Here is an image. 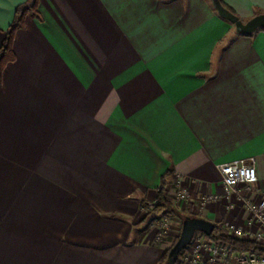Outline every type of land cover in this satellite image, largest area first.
Segmentation results:
<instances>
[{
  "label": "crops",
  "instance_id": "crops-1",
  "mask_svg": "<svg viewBox=\"0 0 264 264\" xmlns=\"http://www.w3.org/2000/svg\"><path fill=\"white\" fill-rule=\"evenodd\" d=\"M26 1L0 0V48ZM223 3L245 21L264 14V0ZM38 11L0 78V210L53 219L0 227V264H158L175 234L160 237L141 201H156L169 171L170 185L220 192V165L255 157L259 183L238 190L264 197V28L239 34L211 0H40ZM232 201L202 217L248 226Z\"/></svg>",
  "mask_w": 264,
  "mask_h": 264
},
{
  "label": "built area",
  "instance_id": "built-area-1",
  "mask_svg": "<svg viewBox=\"0 0 264 264\" xmlns=\"http://www.w3.org/2000/svg\"><path fill=\"white\" fill-rule=\"evenodd\" d=\"M222 173V193L209 197H200L198 199L199 207L205 206V203L221 198L227 199V208L235 207L232 198L236 196L242 203L245 210L250 215L249 224L237 225L234 222L229 223V232L238 239L252 240L264 245V197L258 202L252 198L245 196L240 192V185H246L251 188L260 181L257 161L255 157L235 159L220 165ZM177 183H180L181 190L178 192L180 201L189 200L191 198L190 188L184 183L181 176L177 177ZM169 220L163 218L159 236L162 237L168 230ZM184 250L183 264H264V251H241L235 252L232 248L224 243L217 242L203 233H197Z\"/></svg>",
  "mask_w": 264,
  "mask_h": 264
},
{
  "label": "trees",
  "instance_id": "trees-1",
  "mask_svg": "<svg viewBox=\"0 0 264 264\" xmlns=\"http://www.w3.org/2000/svg\"><path fill=\"white\" fill-rule=\"evenodd\" d=\"M39 1L40 0H27L26 2L18 5L16 11H14L15 12L14 19L9 25L8 29L6 30V36H4L5 39L0 48V78H2L7 64L11 61H15L16 55L13 49V45L15 40L14 36H16L17 31L25 27L26 18L28 16L40 17V13L38 11ZM221 1H222L221 3H223V0ZM223 4L231 11L236 13L227 4L225 3ZM169 178H170V171L162 177V180H160L161 181L160 185L156 188L157 198L155 202H150L147 199H142L141 207H144L145 209L148 210L147 216L152 215L154 217L153 222H157L160 219V216H164L165 214L175 215L176 217L180 218L181 221L188 216L189 217L197 216L194 215V212L191 207L183 211L177 208L176 206H174L173 202L168 196L169 185H170V181H168ZM225 228L226 227L224 226L223 223L216 222V228H214L215 229L214 232L212 233V235L208 237H210V239H213L217 242L224 243L225 245L232 248L235 252L264 251V245H261L260 243H257L256 241H252V240H243V239L235 238ZM178 237L174 239L173 245L178 240ZM172 246L166 247L164 249L158 264H168V259H169L168 255ZM182 253L179 255L176 264L180 263Z\"/></svg>",
  "mask_w": 264,
  "mask_h": 264
},
{
  "label": "rangeland",
  "instance_id": "rangeland-1",
  "mask_svg": "<svg viewBox=\"0 0 264 264\" xmlns=\"http://www.w3.org/2000/svg\"><path fill=\"white\" fill-rule=\"evenodd\" d=\"M179 177V176H178ZM176 179V178H175ZM181 184L180 183H177V182H174L173 184L169 185V191H168V196L169 198L171 199V201L173 202L174 206H176L177 208H179L180 210H185V209H188L189 207L192 208L193 212H194V215H197V216H200L202 217L206 210L208 211V208L210 207V205H212V203H216L218 201H214V200H210L208 202L205 203V206H201L199 207L198 205H196L198 203V199L200 197H209V196H213V195H216V194H221L222 193V190L220 192H216V191H204V190H198L199 189V185H189V190H190V195H191V198L189 200H185V201H180L178 199V192L182 189L181 188ZM17 194L19 192H16ZM16 194V195H17ZM224 198H221L220 200L222 201ZM15 200V199H14ZM15 203H19V201H13ZM22 203V201H20ZM226 202L228 203V200L226 199ZM227 203H226V207H227ZM12 207V208H11ZM10 208V214L9 215H3V210L4 209H1L0 210V227H51V223H52V219L53 217H47L45 216V226L42 225L43 221H38L37 220V217H27V216H24V215H19V213H21V209H19L17 206H15L14 204L11 206ZM229 211V209H228ZM168 218L169 220V226H168V230H166L167 232L166 233H173L175 234L174 235V238L172 239L171 243L169 244L168 247L172 246L173 245V242H174V239L176 237H178L180 235V231H181V228H182V221L180 218L176 217L175 215H172V214H165L164 216H160V219L155 223L156 226H158V228L160 230H162L161 228V222L163 220V218ZM205 218V217H204ZM232 219V220H231ZM225 218L221 221H214L215 223H223L224 226L226 227L225 229H227L229 231V223L231 222H234V224H237V225H242L238 222V219L236 218L235 221L233 220L234 218ZM39 220L40 217H39ZM48 220H50V225H48ZM39 222V223H38ZM38 223V224H37ZM178 224L180 228L179 230V234L177 233H174L172 232L175 228V225ZM39 225V226H38ZM183 255L181 256V261L179 264H183Z\"/></svg>",
  "mask_w": 264,
  "mask_h": 264
},
{
  "label": "water",
  "instance_id": "water-1",
  "mask_svg": "<svg viewBox=\"0 0 264 264\" xmlns=\"http://www.w3.org/2000/svg\"><path fill=\"white\" fill-rule=\"evenodd\" d=\"M214 8L220 16L227 18L234 24L236 31L240 34H253L257 30L264 28V14L259 13L249 20H243L239 15L227 8L221 0H211ZM216 228V223L204 217H185L182 220V229L178 240L172 246L169 252L168 264H176L182 251L191 244L197 233H203L207 236L212 235Z\"/></svg>",
  "mask_w": 264,
  "mask_h": 264
}]
</instances>
